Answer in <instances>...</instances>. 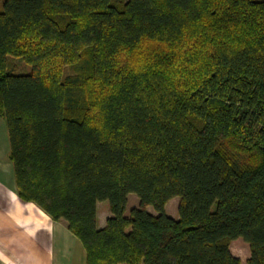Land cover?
I'll return each instance as SVG.
<instances>
[{
  "label": "trees",
  "instance_id": "1",
  "mask_svg": "<svg viewBox=\"0 0 264 264\" xmlns=\"http://www.w3.org/2000/svg\"><path fill=\"white\" fill-rule=\"evenodd\" d=\"M0 118L85 264H264V0H0Z\"/></svg>",
  "mask_w": 264,
  "mask_h": 264
},
{
  "label": "crops",
  "instance_id": "2",
  "mask_svg": "<svg viewBox=\"0 0 264 264\" xmlns=\"http://www.w3.org/2000/svg\"><path fill=\"white\" fill-rule=\"evenodd\" d=\"M8 152L6 127L0 121V264H85L82 244L65 222L52 221L34 204L17 198ZM98 206L96 226L101 229L111 215L104 206L106 216L100 219Z\"/></svg>",
  "mask_w": 264,
  "mask_h": 264
},
{
  "label": "rangeland",
  "instance_id": "3",
  "mask_svg": "<svg viewBox=\"0 0 264 264\" xmlns=\"http://www.w3.org/2000/svg\"><path fill=\"white\" fill-rule=\"evenodd\" d=\"M15 71L16 72H24L27 71L29 72V68H25L22 64H16L15 65ZM0 121H3L0 119ZM178 198H172L170 199L165 207H164V212L167 216L172 217V218H177V206H178ZM138 205V200L134 195H129L128 196V201H127V206H126V211L125 213H129V211L137 207ZM108 208L107 202H100L98 206V212H99V217L100 219L103 220V218L106 216V209ZM147 210L150 213H155L151 207H147ZM230 253L232 256L238 258L242 264L246 262V260L249 258V248L246 243H244L241 239H237L231 242L230 244Z\"/></svg>",
  "mask_w": 264,
  "mask_h": 264
}]
</instances>
